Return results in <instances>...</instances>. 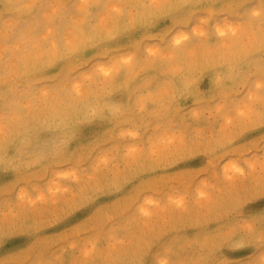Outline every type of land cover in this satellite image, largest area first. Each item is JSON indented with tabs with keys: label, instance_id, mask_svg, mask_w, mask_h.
Instances as JSON below:
<instances>
[{
	"label": "rangeland",
	"instance_id": "obj_1",
	"mask_svg": "<svg viewBox=\"0 0 264 264\" xmlns=\"http://www.w3.org/2000/svg\"><path fill=\"white\" fill-rule=\"evenodd\" d=\"M0 264H264V0H0Z\"/></svg>",
	"mask_w": 264,
	"mask_h": 264
}]
</instances>
